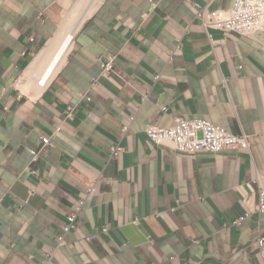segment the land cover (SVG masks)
<instances>
[{"label":"crops","instance_id":"crops-1","mask_svg":"<svg viewBox=\"0 0 264 264\" xmlns=\"http://www.w3.org/2000/svg\"><path fill=\"white\" fill-rule=\"evenodd\" d=\"M78 1L0 0V264H264L254 182L264 177V33H207L196 4L235 0H100L46 87L26 89ZM175 115L246 133L251 149L187 155L154 144L145 127Z\"/></svg>","mask_w":264,"mask_h":264},{"label":"built area","instance_id":"built-area-1","mask_svg":"<svg viewBox=\"0 0 264 264\" xmlns=\"http://www.w3.org/2000/svg\"><path fill=\"white\" fill-rule=\"evenodd\" d=\"M209 6V4H196L197 16L201 19L207 33L211 28L221 30L226 34L237 33L245 36L264 33V0H235L234 4L227 9L211 10ZM32 40H34L33 37ZM177 45L176 49L182 46L180 43ZM174 51L175 49L170 51L171 55ZM115 58V55H111L103 61L104 72L114 70ZM159 77L160 75H156L155 79L158 80ZM142 98L146 100L147 95H143ZM86 99L91 101L92 97L86 96ZM164 110L166 109L164 108ZM66 111L67 117L73 115L72 107ZM128 130L129 125H125L123 133ZM144 131L154 144L178 150L187 155H196L202 151L220 153L227 150L251 149L249 137L246 133L234 134L226 127L205 118H186L175 115L171 125L149 124ZM41 142L44 147L51 145L52 139L49 136H42ZM29 151L32 154V160L36 161L40 150L30 148ZM123 151L124 147L121 144L113 146L110 158H117ZM101 180V177H99L86 187L85 196L79 200V205L76 209L67 216L68 221L58 236L57 246L63 245L66 234L76 227L79 214L87 200L99 193ZM254 182L258 185L259 209L264 211V177L259 171H257ZM32 192L34 191L32 190ZM246 216H249V214H246ZM246 216L235 221V224H240ZM134 223L137 224L138 219ZM94 237L95 235H90L87 239L90 240ZM259 247L264 256V237L259 239ZM42 264H50V259H44Z\"/></svg>","mask_w":264,"mask_h":264},{"label":"bare ground","instance_id":"bare-ground-1","mask_svg":"<svg viewBox=\"0 0 264 264\" xmlns=\"http://www.w3.org/2000/svg\"><path fill=\"white\" fill-rule=\"evenodd\" d=\"M99 1L79 0L77 2L60 31L29 67L26 73L27 82L26 85L24 84L26 89L30 90L34 84L44 88L52 76L58 72L73 44L76 31L86 16H89L97 7Z\"/></svg>","mask_w":264,"mask_h":264}]
</instances>
